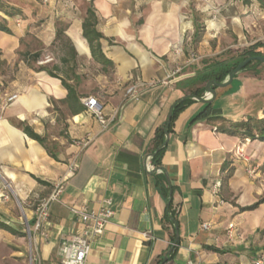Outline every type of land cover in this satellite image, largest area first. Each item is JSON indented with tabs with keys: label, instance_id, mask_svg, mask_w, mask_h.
I'll return each instance as SVG.
<instances>
[{
	"label": "crops",
	"instance_id": "crops-1",
	"mask_svg": "<svg viewBox=\"0 0 264 264\" xmlns=\"http://www.w3.org/2000/svg\"><path fill=\"white\" fill-rule=\"evenodd\" d=\"M85 1L97 16L96 28L104 36L101 50L113 67L103 71L91 56L82 36L86 8L64 31L74 57L66 63L60 57L50 65L43 62L75 86L79 98L72 109H83L73 112L61 102L67 90L59 78L25 66L9 85L11 92L7 89L16 97L6 106L0 104V178L15 195L4 200L0 192V222L11 227H0V264H27L25 220L38 264H60L61 241L84 228L81 215L72 211L82 207L113 211L85 264L160 263L175 229L159 188L161 170L151 163L156 129L192 89L204 86L206 93L207 82L200 81L202 59L255 43L256 25L264 27L256 0H194L189 6L188 0ZM43 25L38 38L46 51L55 38V21ZM195 25L200 27L199 40ZM7 26L12 34L0 31V52L9 63L22 34ZM66 45L56 46L60 56L70 52ZM240 72L230 84L215 87L210 116L264 118V76ZM131 85L138 86L136 97L126 93ZM88 96L97 98L105 124L86 110L83 100ZM204 105L194 98L177 114L160 157L172 185L171 210L178 231L175 250L163 264H253L264 249V202L251 210L240 207L264 196V141L216 131L206 117L193 120ZM22 124L53 142L55 157L25 134ZM226 161L234 170L221 197ZM72 162L77 166L69 171ZM60 180L63 188L49 206L44 237L34 231L28 201L47 197ZM16 198L24 204L20 214ZM204 222L208 229L202 228Z\"/></svg>",
	"mask_w": 264,
	"mask_h": 264
},
{
	"label": "trees",
	"instance_id": "trees-1",
	"mask_svg": "<svg viewBox=\"0 0 264 264\" xmlns=\"http://www.w3.org/2000/svg\"><path fill=\"white\" fill-rule=\"evenodd\" d=\"M0 11L3 12L7 16H15L17 14H20L21 11L18 7H14L8 4L3 3L2 0H0ZM194 19L196 20V15H194ZM97 24V16L95 12L90 8V6L86 7V13L85 17L82 21V36L87 40L90 46V52L92 58L99 64L102 65V70L107 71V67H113L112 61L107 59L105 55L103 54L101 50V44L100 39L104 38L101 32H99L96 28ZM196 34H195V40H199L200 38V27L196 26ZM0 31L5 32L7 34H12L11 29L6 25L5 22L0 21ZM65 27H57L55 31V38L53 40V44L56 42H59L60 48H63L65 44L66 47L70 50V52L65 53L64 55L60 56V61L63 63L69 62L74 56L71 54H75L74 48L71 46L69 39L66 37L65 33ZM263 42L256 41L255 43L244 47L236 52L234 56L225 58V59H218V58H207L202 59L204 71L201 74L200 81L203 83H206L208 81H216L221 82L223 81L228 73L236 67L237 64L242 62L248 57L251 56H257V55H263L264 54L258 50L259 47L263 46ZM41 53L40 51L36 50L33 52H25L23 55V60L30 66V62H36L40 58ZM259 63L258 61H250L246 66L243 68H248L253 63ZM55 66H53L54 68ZM242 69V70H243ZM33 70H45L50 76L57 77L60 79L61 84L65 87L67 90V96L64 100H62V103H66L68 107L73 110V112H79L83 107L80 105L75 109H72V103H75L78 101L79 95L76 91V88L74 85L67 83V81L62 78L58 77V75L52 70L46 68L45 65H39L37 68H34ZM215 89V87H213ZM190 97L185 98L183 100H180L179 102H176L172 109V115L170 118V122L167 128L168 133L171 130L172 124L174 119L176 118L177 114L183 110L187 105H189L193 100L194 97H202L204 95V86L202 87H196L190 91ZM210 102L205 103L203 109L198 112V114L194 117L193 120H197L203 117H206L208 122L214 127L216 131L227 133L230 135H235L239 137L241 140L246 139H253L257 138L259 140L264 141V118H257L254 116H248L244 120L239 121H232L229 119H226L222 116L213 115L210 116ZM21 129L25 134H27L29 137L35 139L38 141L47 151V153L53 157H55V154L51 150V145L53 142L48 141L46 136H41L37 133H35L28 125L22 124ZM165 139L164 134V125L158 127L156 129V135H155V143H154V151L156 153L151 157V163L155 166V168H161L160 164V157L165 149V146H162L159 148L163 141ZM234 167L230 165V162L226 161L223 163L221 167L222 171V180L220 185V195H222V191H226L228 188V179L233 174ZM160 185L159 188L162 191L163 196L166 199V202H168L167 206V217L168 219L173 223L174 229L175 225L177 226L175 215L173 211L171 210V198L169 199V187L166 184V178L164 171L161 170V173L157 175ZM38 182L43 183V181L37 179ZM172 189V185H171ZM264 202V196L259 198L256 202H254L251 205L240 207V210H251L257 207L258 204ZM1 228L11 229L10 226H8L5 223L0 222ZM174 240V235L172 237V241ZM177 244V243H176ZM173 246L171 253L174 252L175 246Z\"/></svg>",
	"mask_w": 264,
	"mask_h": 264
},
{
	"label": "rangeland",
	"instance_id": "rangeland-1",
	"mask_svg": "<svg viewBox=\"0 0 264 264\" xmlns=\"http://www.w3.org/2000/svg\"><path fill=\"white\" fill-rule=\"evenodd\" d=\"M3 3L18 7L21 11L20 14L15 16H7L0 11V21L10 25L15 29L16 33H21L22 36L19 38V46L15 52L14 57L8 63L7 58L3 56L0 52V104L6 106L12 100H8V97L15 95L7 93L9 85L12 81H15L21 72L22 66L28 67L30 69L37 68L39 65H43V62H49V65L54 62V59L60 57L57 53L56 46L59 42L51 44L46 47V51H43V43L39 40V32L43 29V24L45 21L49 20L50 23L55 21V28L67 27L69 25L68 21L80 15V11L84 10L88 6V2L85 0H2ZM194 0H188L187 6L192 5ZM64 4V5H63ZM256 12L257 18L264 21V3L263 0H256ZM57 13V14H56ZM56 18L55 19V17ZM52 17V18H51ZM59 18H63L59 20ZM25 20V22H24ZM26 23V24H24ZM258 35L253 36L256 41H261L264 43V27L260 28L258 24ZM247 35V34H246ZM2 41V39H0ZM239 48H232L230 50L224 51L221 55L215 57H205L207 58H218L225 59L234 56L237 51L247 46H238ZM40 51L41 56L36 62H30V66L23 60V55L25 52ZM264 54V47L260 49ZM44 53V55H43ZM48 53V55H46ZM58 55V56H57ZM200 60V59H199ZM94 75L96 71H91ZM239 75L243 76H264V63H253L248 68L241 70ZM11 87L8 92H11ZM205 95V94H204ZM203 95V96H204ZM2 184L6 185V182L2 179ZM15 197L13 191L10 193V199ZM24 204H22L16 198V209L18 214L23 212ZM27 242L29 243L28 239ZM33 258L35 260L31 264H38L37 254L34 251ZM27 264H29V258L27 257Z\"/></svg>",
	"mask_w": 264,
	"mask_h": 264
},
{
	"label": "built area",
	"instance_id": "built-area-1",
	"mask_svg": "<svg viewBox=\"0 0 264 264\" xmlns=\"http://www.w3.org/2000/svg\"><path fill=\"white\" fill-rule=\"evenodd\" d=\"M264 3V0H263ZM194 60L195 57L193 56ZM126 93L130 97H136L138 95V86L131 85L127 88ZM211 94L206 92L204 97H210ZM16 95L8 97V100H12ZM83 103L86 110L93 113V115L99 120L100 123L105 124V119L102 115L101 109L99 108L98 100L95 96H88L84 98ZM239 154H241L239 152ZM77 164L72 162L69 171H73ZM249 173L252 170L248 171ZM5 181V180H4ZM0 178V192L1 198L4 200L9 199L12 191L10 185L6 182V185L2 184ZM63 180L57 182L51 191V193L42 199L28 201V204L33 207L34 211V231H40L41 235L46 237L47 232L45 231V225L48 223L49 206L51 202L55 201L63 188ZM74 213H79L82 217V223L84 228L81 233L74 234L69 239L61 241L58 247V257L60 264H85L86 258L90 252L93 241L99 238L105 230L106 224L111 219L113 211L109 208L101 207L97 211H89L85 207L81 209H72ZM26 232L29 241V264H31L35 258H33V237L32 231L29 227L27 220H25ZM203 229H208L209 224L202 223ZM228 236L233 237V232L228 231ZM188 264H192L190 261ZM253 264H264V249L259 251Z\"/></svg>",
	"mask_w": 264,
	"mask_h": 264
},
{
	"label": "water",
	"instance_id": "water-1",
	"mask_svg": "<svg viewBox=\"0 0 264 264\" xmlns=\"http://www.w3.org/2000/svg\"><path fill=\"white\" fill-rule=\"evenodd\" d=\"M254 60H256V61H258L260 63H264V56L263 55H257V56H251V57L246 58L245 60H243L242 62L237 64L236 67L234 69H232L228 73V75L226 76V78L223 81H221V82L208 81L206 83L205 90H206V92L211 94L210 97L207 98V97L202 96V97H194V98L199 100V101H201V102H204V103L210 102L215 97V94H216L215 89L213 87H224V86L230 84L232 79H233V76L235 74H237L238 72H240L246 66V64H248L250 61H254ZM190 96H191L190 94L185 95L181 99L177 100V102H179L180 100H183L185 98H188ZM173 106H174V104L172 105V107H171V109H170V111H169V113L167 115L166 122H165V125H164L165 139H164L162 145L159 148H161L162 146H165L167 141H168L169 133L167 131V128H168V125H169V122H170V118H171V115H172ZM157 150H155L153 153H151V156H153L156 153ZM158 169L164 171V173H165V178H166V181H167V184H168V187H169V199H170L171 198L172 189H171V184H170L169 177H168L167 173L165 172L164 168L161 167V168H158ZM166 206H168V202L166 203ZM177 241H178V231H177V226L175 225V238H174V240L172 242V245L169 248L167 254L163 257L162 261L160 263H158V264H163L167 260V255L171 252L173 246L177 243Z\"/></svg>",
	"mask_w": 264,
	"mask_h": 264
},
{
	"label": "bare ground",
	"instance_id": "bare-ground-1",
	"mask_svg": "<svg viewBox=\"0 0 264 264\" xmlns=\"http://www.w3.org/2000/svg\"><path fill=\"white\" fill-rule=\"evenodd\" d=\"M79 46V45H78ZM80 49V48H79Z\"/></svg>",
	"mask_w": 264,
	"mask_h": 264
}]
</instances>
